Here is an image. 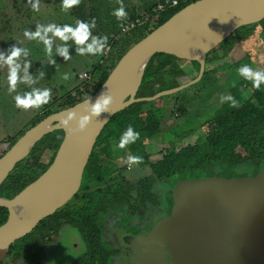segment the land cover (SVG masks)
I'll return each mask as SVG.
<instances>
[{
	"label": "trees",
	"instance_id": "obj_1",
	"mask_svg": "<svg viewBox=\"0 0 264 264\" xmlns=\"http://www.w3.org/2000/svg\"><path fill=\"white\" fill-rule=\"evenodd\" d=\"M169 1L79 0L77 5L67 8L75 21L94 19L95 27L91 29L92 34L106 35L110 50L106 56H100L93 64L92 71L89 72L90 78L85 80L87 82L81 83L46 105L45 110L33 118L28 129L48 115L72 107L83 101V98L96 93L117 62L132 46L196 0H178L175 7L166 6L165 3ZM121 3L127 16L117 19L111 13ZM158 5L164 6L161 11L157 9ZM144 17L148 18V22L136 25L125 34L122 33L124 27L137 19L143 20ZM226 41L207 55L203 76L195 86L201 87L210 82L211 70L214 68L208 69L209 62L217 60L214 55L217 51L223 50L225 45H234L238 42L244 49L254 47L253 51L257 50L260 43L262 41L264 43V19L257 24L236 30ZM89 57L93 59L95 55ZM242 62H245L244 59ZM186 64H191L192 69L198 73L199 66L195 62L178 60L163 54L155 55L146 67L136 97H152L159 92L189 82ZM238 78L239 82L229 94L231 102L238 103L239 106L232 108L229 106L231 104L222 105L225 110L215 111L202 122L197 129L199 133L197 136L185 140L187 135L182 133L172 147L164 148L155 154L156 156L148 151V146L153 139L160 141L156 136L162 127L161 122L165 121L168 113L176 111L185 114L187 111L185 106H190V100L176 93L161 98L165 99L164 110L158 109L156 101L144 102L134 104L115 115L96 141L76 195L63 208L40 222L29 235L12 244L1 264H43L42 245L50 243L64 224L78 229L85 246L83 257L72 264H111L117 251L112 250L103 240L108 215L110 213L114 216L119 215L121 227L129 231L132 229L127 225L134 221L130 212L138 208L145 212L147 205L154 207L158 205L156 197L150 192L149 178H141L133 184L125 175L129 170L125 166L119 167L116 159L114 160V153L119 148L115 147V150L110 144L117 143L121 133L129 125L134 131L139 132V138L120 151L125 153V156L128 154L142 157L141 162L133 166L148 168L151 178L165 183L170 189L179 181L213 176L227 179L238 177L232 174L231 170L240 164L248 165L252 169L251 173L240 177H255L264 170V83L259 88H254L252 82L239 73ZM180 101L182 104L179 106ZM24 132H20L18 137ZM62 139L63 132L55 131L36 143L30 154L15 165L0 186V198L12 199L41 176L52 164ZM14 143L13 139L0 142V157ZM113 165L114 170L110 172L105 170ZM165 197L170 209L172 206L170 192ZM7 217V210L0 208V226L6 222ZM138 220H143V214L138 216Z\"/></svg>",
	"mask_w": 264,
	"mask_h": 264
},
{
	"label": "water",
	"instance_id": "obj_2",
	"mask_svg": "<svg viewBox=\"0 0 264 264\" xmlns=\"http://www.w3.org/2000/svg\"><path fill=\"white\" fill-rule=\"evenodd\" d=\"M264 19V0H196L132 46L102 86L112 96L108 111L89 116L82 131L76 119L86 115L82 103L48 115L27 129L0 157V186L15 165L44 136L62 131L52 164L12 199L0 198L8 212L0 226V264L15 242L63 208L78 192L96 141L109 121L137 103H150L197 84L207 55L242 27ZM163 54L195 62L197 76L182 86L152 97L137 98L151 59ZM75 114L66 126L60 119ZM170 213L137 235L122 234L129 264H264V170L255 177L179 181L170 191Z\"/></svg>",
	"mask_w": 264,
	"mask_h": 264
},
{
	"label": "rangeland",
	"instance_id": "obj_3",
	"mask_svg": "<svg viewBox=\"0 0 264 264\" xmlns=\"http://www.w3.org/2000/svg\"><path fill=\"white\" fill-rule=\"evenodd\" d=\"M49 23L74 25L75 20L70 16L69 10L62 7L61 0H38V10L35 11L32 10L30 3H26L25 0H0V53L7 55L8 50L12 46L27 49V55H21L17 59L16 73L18 82L14 91L8 90L9 85L6 79L9 70L8 66L0 62V142L9 139L16 141L19 138L18 134L28 129V125L34 120L33 118L45 110L44 107L46 105H49L53 100L58 99L65 92L72 90L81 83L87 82L81 80L79 77L83 73L89 75L93 64L99 60L100 56L97 55L92 59L89 55L77 54L75 46L69 40L67 42L69 59L65 61L56 53L57 47L63 43L57 38H52V55L49 57L45 52L42 42L28 39L23 35L25 30L34 31L37 24L47 25ZM47 35L50 36V33ZM253 48L244 49L238 42L234 45H225L223 50L217 51L214 55L217 60L209 62L208 69L214 68L211 70L212 79L210 82L201 87L199 85L195 86L196 84L192 85L178 93L179 96L190 100V106H185L187 107V111L183 115L176 111L166 115L164 111L166 119L161 122L162 127L156 136L160 141L158 142L153 139L150 142L151 145L148 146V151L153 156H156L158 152H161L168 146L172 147L182 133L185 136L187 135L185 140L197 136L199 134L197 129L202 122L211 117L215 111L225 110L222 105L226 104L228 106V104H231L229 106H232V108L240 105L231 102L229 94L240 80L238 78L239 67L248 65L253 71L264 69L263 41L257 50L253 51ZM211 57L212 55L209 56V58ZM243 59L244 63L242 62ZM251 61H254L256 65ZM25 63L28 64L27 69L24 67ZM255 67L261 69L259 70ZM192 68L191 64H186L185 66L190 81L197 76V72ZM41 73H43L42 76ZM65 73L69 75V78L66 80L62 78ZM25 76L29 77L34 83L19 82L20 78ZM248 80L252 82L251 79ZM45 87L51 90V96L47 104L41 105L39 108H29L27 110L15 107L13 102L14 95L17 93L22 94L31 88L42 89ZM221 97H225V99L222 100ZM164 101L165 99L161 100V98L156 100L158 109L164 110ZM182 102L178 103L179 106ZM115 144L116 142L110 144L113 149H115ZM116 151L114 153V160L116 159L117 165L119 167L131 166V169L125 172V175L133 184L141 178H149L150 192L156 197L158 203L156 207L147 205L145 209L146 215L140 208L134 212H130L133 215L134 221L127 225L128 228L132 229L129 231L141 232L143 225L151 226L152 215L162 214L163 211L168 209V201L165 196L171 189L165 183H160L151 178L148 168H138L128 163V154L125 156V153H122L120 149ZM114 169L113 165L107 167L105 170L110 172ZM251 170L250 166L240 164L235 166L231 170V173L240 177L248 175L251 173ZM140 214H143V222L138 220ZM120 221L119 215L114 216L112 213L108 215L103 233L105 243L111 245L112 232L117 228H122ZM47 246H51V248L54 246V248L49 249ZM41 250L44 256L43 264H72L80 259L85 252L82 235L74 226L68 229L66 227L63 231L60 230L59 234L57 233L52 237L50 243L42 245Z\"/></svg>",
	"mask_w": 264,
	"mask_h": 264
},
{
	"label": "clouds",
	"instance_id": "obj_4",
	"mask_svg": "<svg viewBox=\"0 0 264 264\" xmlns=\"http://www.w3.org/2000/svg\"><path fill=\"white\" fill-rule=\"evenodd\" d=\"M26 3H30L32 10H38V0H25ZM63 8H70L79 3V0H61ZM112 15L117 19H123L127 16L123 3H121L117 8L113 9ZM95 27V20L83 21L77 19L74 25L64 24L57 25L49 23L47 25L35 26L34 31L25 30L23 35L28 39H35L43 43L46 54L50 57L52 55L51 41L52 38H57L59 41L63 42L56 49V53L61 56L65 61L69 59L68 45L69 40L75 46V52L79 55H98L102 54L107 47L108 37L106 35H93L91 29ZM50 33V36L47 35ZM21 55H27V49L12 46L7 55L0 53V62L5 66H8L7 72V82L9 85V91H14L15 86L18 82V77L16 73L17 59ZM25 69H27L28 64L25 63ZM238 73L245 79H251L254 88H259V86L264 83V71H253L248 65H242L238 69ZM43 73H41V76ZM63 79H68V73H65L62 77ZM19 82L32 84L29 77L25 76L20 78ZM51 96V90L47 87L45 88H31L28 91H24L22 94L17 93L13 97V102L16 108L27 110L29 108H39L41 105L47 104ZM225 99V97H221ZM112 103V96L107 92H102L93 102L89 103L88 97L83 98L82 104L86 111V115L80 116L76 119L75 128L69 129L72 131H82L88 124L89 116H97L101 112L108 111L109 105ZM75 114L72 111H67L65 117L60 119L61 126H66L69 121L73 120ZM139 138V132L134 131L129 125L121 133L118 142L115 144L116 148L123 149L126 145L134 143ZM142 157L138 155H129L127 161L130 164L140 163Z\"/></svg>",
	"mask_w": 264,
	"mask_h": 264
},
{
	"label": "flooded vegetation",
	"instance_id": "obj_5",
	"mask_svg": "<svg viewBox=\"0 0 264 264\" xmlns=\"http://www.w3.org/2000/svg\"><path fill=\"white\" fill-rule=\"evenodd\" d=\"M168 210H170V209H166L165 211H163L162 214H154V215H152V219L150 221L151 222V226L148 227L146 225H143L142 226L143 230H141V232L134 233L132 231L131 232L130 231H126L123 228H119V229L117 228L114 232H112L113 236H112L111 242H110L111 245H109V244L108 245L111 247L112 250H116L117 253L112 258L111 264H129V262H128V256L129 255H128V252L125 250L126 248H125L124 242L122 241V238H123L122 234L137 235V234L144 233V232L148 231L152 227L153 223L156 220H158V219H160V218H162L164 216L169 215V214H167ZM143 213L146 215V212H143ZM169 213H170V211H169ZM140 222H143V220H140ZM135 226H138V225H135ZM139 226L141 227L140 224H139ZM144 226H146V227H144ZM84 249H85V246H84ZM84 254H85V252H84ZM83 255L81 256V258L83 257Z\"/></svg>",
	"mask_w": 264,
	"mask_h": 264
},
{
	"label": "built area",
	"instance_id": "obj_6",
	"mask_svg": "<svg viewBox=\"0 0 264 264\" xmlns=\"http://www.w3.org/2000/svg\"><path fill=\"white\" fill-rule=\"evenodd\" d=\"M178 2H179L178 0H170L169 2H166L165 5L168 6V7H175V6H177ZM163 7H164L163 5H158L157 6V9L161 11L163 9ZM147 19H148L147 17H144L143 20H139V19L135 20L133 23H130L129 25H127L126 27H124L122 29V33L123 34L127 33L128 31H130L131 29H133L136 25H143V24H145L146 22H148ZM109 50H110V48L107 46L105 48V50L103 51V53L102 54H98L97 56H106L108 54ZM79 78L81 80H88L90 78V76L87 73H83ZM126 169L127 170H130L131 169V166L130 165H127L126 166Z\"/></svg>",
	"mask_w": 264,
	"mask_h": 264
},
{
	"label": "crops",
	"instance_id": "obj_7",
	"mask_svg": "<svg viewBox=\"0 0 264 264\" xmlns=\"http://www.w3.org/2000/svg\"><path fill=\"white\" fill-rule=\"evenodd\" d=\"M66 227H67V229H68L69 227H72V226L69 225V224H64V225L61 226V228L59 229V231H60V230L63 231ZM74 227H75V226H74ZM59 231H58V234H59ZM47 248L52 249V248H54V246H53L52 248H51V246H47ZM49 249H48V250H49Z\"/></svg>",
	"mask_w": 264,
	"mask_h": 264
},
{
	"label": "bare ground",
	"instance_id": "obj_8",
	"mask_svg": "<svg viewBox=\"0 0 264 264\" xmlns=\"http://www.w3.org/2000/svg\"><path fill=\"white\" fill-rule=\"evenodd\" d=\"M67 130L69 131V128H67Z\"/></svg>",
	"mask_w": 264,
	"mask_h": 264
}]
</instances>
